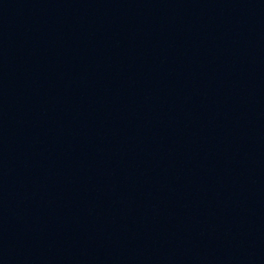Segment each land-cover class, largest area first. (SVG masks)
I'll return each mask as SVG.
<instances>
[{
  "label": "water",
  "instance_id": "obj_1",
  "mask_svg": "<svg viewBox=\"0 0 264 264\" xmlns=\"http://www.w3.org/2000/svg\"><path fill=\"white\" fill-rule=\"evenodd\" d=\"M0 264H264V0H0Z\"/></svg>",
  "mask_w": 264,
  "mask_h": 264
}]
</instances>
